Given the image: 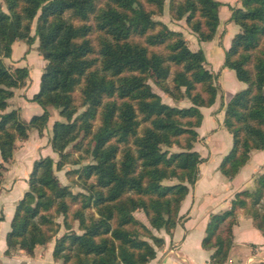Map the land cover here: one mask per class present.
<instances>
[{"label": "trees", "instance_id": "trees-1", "mask_svg": "<svg viewBox=\"0 0 264 264\" xmlns=\"http://www.w3.org/2000/svg\"><path fill=\"white\" fill-rule=\"evenodd\" d=\"M3 2L0 177L16 140L27 139L29 128L41 132L46 127L48 107L60 117L50 136L59 158L33 162L5 236L6 254L21 249L32 255L36 246L55 238L53 257L61 264L148 263L163 244L151 229L171 234L203 161L193 145L196 129L201 108L212 106L219 90L204 52L190 49L181 32L153 18L162 14L165 0ZM220 5L217 0H168L171 18H184L198 41L214 38ZM230 10L238 31L224 51L222 67L246 86L224 108L223 125L232 145L218 169L228 179L252 150L264 148V0H240ZM36 40L44 66L29 101L42 111L23 121L17 109H7L29 70L9 69L3 58L11 57L14 42H24L27 53ZM149 81L174 101L188 104L165 103ZM69 145L91 158L66 171L77 175L85 192L73 193L55 175L68 161ZM239 209L264 236V172L254 178L252 189L235 194L229 209L210 214L202 246L212 249L211 264L226 261ZM136 211L145 214L150 228L135 218ZM60 216L64 232L56 236Z\"/></svg>", "mask_w": 264, "mask_h": 264}, {"label": "crops", "instance_id": "crops-1", "mask_svg": "<svg viewBox=\"0 0 264 264\" xmlns=\"http://www.w3.org/2000/svg\"><path fill=\"white\" fill-rule=\"evenodd\" d=\"M217 1L221 2V5L218 9L219 24L214 38L210 41H198L192 34L189 35V39L194 42L192 50L201 49L204 52L207 68L215 74L218 73L225 104L235 92L246 86L235 77L232 70L222 67L224 51L238 31V27L229 20L230 6H240V0ZM22 43L24 42L16 41L12 44V54L16 52L17 46L26 50V44ZM42 60V66H44V60ZM37 74L38 77L33 80L31 89L27 85L25 88L22 87L26 89L25 92H19V88L14 90L11 100L16 97L17 93L20 95L19 100L16 105H11L10 100L7 109L20 108L19 114L21 115L23 107L31 105L33 112L37 113L27 115L26 121L33 114H39L42 111L41 108L37 110L36 106H32L33 102L29 101L38 90L41 70ZM30 75L31 72H29L31 81ZM221 75H227L230 81L228 85L225 86L220 82ZM27 87L31 90L30 92ZM219 99H216L212 106L201 108L203 120L198 128L200 141L194 143V149L203 158L198 165V177L180 204L179 219L171 234L164 231L159 233L163 244L157 248L155 257L146 264H211L209 256L212 249L202 246L210 214L229 209L233 195L243 189H252L254 178L264 172V148L252 150L248 161L232 179L226 178L219 171V163L232 145V136L223 125L224 107L219 106ZM49 112L51 113L50 110ZM55 120H60V117L53 118L47 123L46 130L50 135ZM30 138V133H28L27 139L20 142V147L17 146L18 140H16L12 159L5 164V170L0 179V264H61L60 260L53 257L55 238L45 245L36 246L32 255L26 254L21 249H14L9 254L5 252V236L10 229L15 205L27 190V179L32 164L38 156H47L45 149H41L42 144L39 140L35 139L34 143H29ZM48 149L52 151L51 147ZM49 156L51 157L50 154ZM249 258L253 261L249 264H257L260 259H264V236L254 227L252 219L242 209H239L237 221L232 226V245L223 264H244Z\"/></svg>", "mask_w": 264, "mask_h": 264}, {"label": "rangeland", "instance_id": "rangeland-1", "mask_svg": "<svg viewBox=\"0 0 264 264\" xmlns=\"http://www.w3.org/2000/svg\"><path fill=\"white\" fill-rule=\"evenodd\" d=\"M0 10L5 11V12L7 11L3 0H0ZM153 18L156 19V20H161L169 28H171V29H173L175 31L181 32L183 37H184V39L187 41V44L190 47V49L194 48V42L193 41L191 42L190 39H189V35H192L193 33L190 31L189 27L187 26L184 18L179 19V20L171 18L170 12H169V8H168V0H165V2H164L162 14H155L153 16ZM34 25H35V22H33V24H32L31 34L34 33ZM188 39H189V41H188ZM22 44H24V43H22ZM24 50L25 49L23 47L17 46L16 52H14L13 54L11 53V57L10 58H3V61H4V64L9 69H12L14 66H19V67L25 66V67H27L29 72H31V75H30L31 76V81H30V77H29L27 79L25 85H24V88L28 85V87L31 89L33 80H36L37 77H38L37 73L40 70L42 72V69H43L42 62H41L42 58H41V56L39 55V53L37 51V40L32 44L31 51L25 53ZM229 72H231V71H229ZM231 74H232V72H231ZM215 75H216V84L219 86V90H218L216 99L220 98L218 100L219 106H223L225 108V104L226 103L225 104L223 103L224 102V96L222 95V91L220 89V85H219L220 83H219V80H218V73H216ZM220 82L223 83V85L226 86V85H228V82H230V81H228L227 75H221ZM149 83L152 86V89L161 96L162 100L165 103L170 104V105H177V106H184V105L188 104V102L185 101V100L184 101H180V102L174 101L172 98H170L165 93H163L158 87H156L151 81H149ZM28 87H27V90H28ZM30 89L28 90L29 92L31 91ZM24 90H26V89L19 88V92H25ZM75 94H76V96L78 95L77 92H75ZM218 94H220L219 97H218ZM18 96L20 97V95H18V93H17L16 97L13 100H11V105H16L17 101L19 100ZM33 105L36 106V108H38L37 110H40V107L36 103L33 102L32 106ZM31 108H32L31 105H25L23 107L21 115L19 114L21 120L26 121L27 117H28L27 115H29L30 113H37V112H33L34 110L31 109ZM16 109L18 110V113H19L20 108H16ZM48 110L51 111V113H50L51 117H49V120H52L53 118L58 117L57 116L58 113H57L56 110H54L51 107H48ZM46 128H47V125L41 132H38V130H36L34 128H29L28 129V133H30V137H31L30 140H29V143H34L35 139L39 140V143L42 144V145H40L41 149H45L44 150L45 154L47 156H49V154H50L52 159L54 161H57L58 158H59L57 153H55L53 151H49V149H48L49 147H51L50 146V136L51 135H50V133L48 134V130H46ZM198 128L196 129L197 133H198ZM199 138L200 137H199V133H198V137H197V140L195 142H198ZM21 141L22 140H18V143H17L18 145L17 146H19V147L21 146L20 145ZM15 147H16V144H15ZM19 147H17V148H19ZM177 149L178 148L176 146H173L171 148V150H177ZM47 150H48V152H47ZM65 152L69 153V156L67 157L68 161L66 162V164L63 166V168L61 170L57 171L55 169V175L57 176V178L60 181V183L63 184V185H68L73 193L85 192V190L78 183L77 175H75L73 173L66 174V171L73 170V169L77 170L78 168H80L84 164H86L88 162H91V158L87 157L86 154L83 151L74 152L72 150V148H71V145H69L66 148ZM40 157H42V156H38L37 158L39 159ZM74 159L77 160L78 163H71L72 160H74ZM5 164L6 163H3L4 167H5ZM54 168H55V166H54ZM4 170H5V168L2 170V174H3ZM0 179H1V177H0ZM253 182H254V180H253ZM191 186L192 185H188V191H189ZM243 190H245V189H243ZM235 194L233 195L231 200L234 198ZM186 195H185V197H186ZM231 200H230V202H231ZM134 216L139 221H141L143 224H145L146 226L149 227V223H148L147 217L145 216V214L142 211L134 212ZM55 220H56V222L61 224L60 229H59V231H58V233L56 235V236H59V235H61L64 232V228L62 226V218L60 216V217H57ZM236 221H237V218H236ZM75 226H76V223H75ZM74 228H76V227H74ZM151 231H152V233L154 235L159 236V233L161 231H164V230L163 229H160V230L151 229ZM12 250H14V249H12ZM252 262H253L252 259L249 258V259H247V261L244 264H249V263H252ZM257 264H264V259H260Z\"/></svg>", "mask_w": 264, "mask_h": 264}]
</instances>
